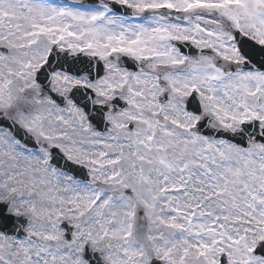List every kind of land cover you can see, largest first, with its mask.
I'll list each match as a JSON object with an SVG mask.
<instances>
[{
    "label": "snow or ice",
    "instance_id": "snow-or-ice-1",
    "mask_svg": "<svg viewBox=\"0 0 264 264\" xmlns=\"http://www.w3.org/2000/svg\"><path fill=\"white\" fill-rule=\"evenodd\" d=\"M0 264H264V0H0Z\"/></svg>",
    "mask_w": 264,
    "mask_h": 264
}]
</instances>
